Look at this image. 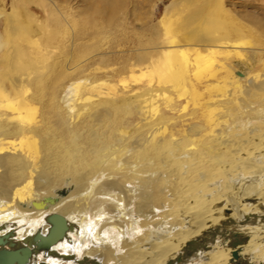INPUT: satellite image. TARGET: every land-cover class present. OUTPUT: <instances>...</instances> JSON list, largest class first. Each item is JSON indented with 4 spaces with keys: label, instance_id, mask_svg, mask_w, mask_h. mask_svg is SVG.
Returning a JSON list of instances; mask_svg holds the SVG:
<instances>
[{
    "label": "bare ground",
    "instance_id": "6f19581e",
    "mask_svg": "<svg viewBox=\"0 0 264 264\" xmlns=\"http://www.w3.org/2000/svg\"><path fill=\"white\" fill-rule=\"evenodd\" d=\"M205 11L187 22L201 40ZM153 31L166 46L141 58L148 91L126 98L72 68L47 87L20 72L8 91L0 70V249L25 256L9 264L264 261V40L240 20V99L213 84L209 93L231 97L204 108L198 85L227 66L225 54L192 55L180 31ZM129 106L136 123L125 120ZM191 106L199 118L168 115ZM62 227L57 246L34 248Z\"/></svg>",
    "mask_w": 264,
    "mask_h": 264
},
{
    "label": "rangeland",
    "instance_id": "374dc122",
    "mask_svg": "<svg viewBox=\"0 0 264 264\" xmlns=\"http://www.w3.org/2000/svg\"><path fill=\"white\" fill-rule=\"evenodd\" d=\"M117 1L122 5L112 12L110 0H0V55L4 58L0 70L4 88L10 91V78H18L24 71L35 73L34 83L39 87H47L52 82L62 84L69 80L67 68H72L77 69L82 78L104 84L105 92L112 86L111 93L116 94L117 99L147 92L148 78L143 76L145 71L141 68L145 65H141V58L144 52L154 58L155 50L150 47L166 46L165 37L158 38L153 29L159 31L160 36L165 29H172L180 31L179 37H186L185 44L192 55L202 51L228 55L219 56V64L223 61L227 66L217 77L208 82L203 80L198 85V91L203 93L204 108L210 100L224 101L231 97H222L216 91L209 93L208 88L213 84L226 87L240 99L237 87L240 85V66L236 64L240 61V50H234L232 46L234 41L240 42V20L251 28L253 37L264 40V29L259 26L264 24V0H248L247 7L240 6L241 0ZM203 7L207 11L197 25L198 33L204 36L201 40L192 33L196 25L188 27L187 22ZM211 10L214 11L212 15ZM149 38L157 45L150 46ZM178 100L180 105L185 98ZM192 109L191 106L185 113L175 111L168 115L178 121L182 120L181 116L188 120L194 116L199 118L203 109L199 107L197 114L190 116ZM125 111V120L136 123L138 115L134 106ZM67 232V227L56 230L54 240L50 241H44L46 235L41 233L34 248L50 250ZM28 248L32 257L34 248ZM13 253L0 249L1 264H9L14 258L25 259L21 253ZM30 260L27 258L28 262ZM240 264L248 263L241 261Z\"/></svg>",
    "mask_w": 264,
    "mask_h": 264
}]
</instances>
